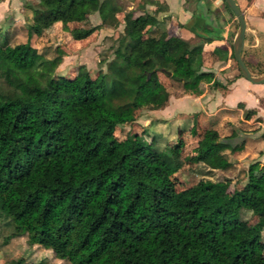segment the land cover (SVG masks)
<instances>
[{"label":"trees","instance_id":"obj_1","mask_svg":"<svg viewBox=\"0 0 264 264\" xmlns=\"http://www.w3.org/2000/svg\"><path fill=\"white\" fill-rule=\"evenodd\" d=\"M37 1L41 6L25 2L36 33L47 22L79 24L91 13L84 0ZM134 1L142 14L128 29L139 33L158 22L159 8ZM106 5L101 0L103 20ZM92 30L71 32L83 39ZM131 40L95 76H57L61 52L48 58L29 39L12 44L0 29L1 244L24 238L58 264H264V181L247 180L229 192V179L200 178L177 191L170 178L183 161L231 167L227 151L244 152L229 141L233 132L225 137L213 126L202 132L193 126L190 155L181 142L158 150L137 133L116 138L115 129L133 122L137 111L168 103L159 73L185 87L204 74L201 45L190 47L166 29ZM242 210L255 216L254 224L241 221ZM13 264L44 263L20 257Z\"/></svg>","mask_w":264,"mask_h":264},{"label":"rangeland","instance_id":"obj_2","mask_svg":"<svg viewBox=\"0 0 264 264\" xmlns=\"http://www.w3.org/2000/svg\"><path fill=\"white\" fill-rule=\"evenodd\" d=\"M26 1H30L35 6H41L37 0H0V29L6 32L12 44L29 39L30 43L48 58L61 52V62L56 68L57 76H73L82 71H88L95 76L104 66L102 61L109 59L119 45L124 48L123 46L132 43L131 38L136 35L152 38L158 30L156 26L147 24L139 33L129 31L128 26L131 20L142 14L134 0H106L105 20L102 19L99 11L101 0H84L85 5L91 10L86 21L79 24L50 21L42 26L40 33H36L33 29H29V26L33 24V13L30 8L25 7ZM245 2L248 6H246L245 14L249 26L258 39L253 48L249 47L247 57L254 62V73L263 75L264 0H262L263 4L258 6H250L252 4L250 0ZM157 26L164 27L161 23ZM75 27L93 28V30L87 37L77 39L71 32ZM124 50L127 49L124 48ZM251 52L252 54L249 55ZM159 78L175 98L184 95H191V97H185L181 100L182 102L175 103L173 107L164 108V106L162 111L142 108L137 111L133 122L125 123L115 129L114 134L118 140L137 133L147 143H153L158 150L168 149L181 142L183 155H190L195 141V137L192 136L193 126H196L198 132L213 126L220 129L225 137L233 132L234 135L229 141L232 144H245L246 151L239 154L227 151L228 158L235 159V162L226 170H212L200 163L183 161L170 174L175 189L179 191L200 178L213 181L229 179L230 184L227 187L229 192L239 183L247 180L255 183L264 181V145L260 143L261 137L258 132L262 127L257 123L261 118L255 119L253 115L249 117L245 114L247 110L242 102L235 103L234 110L226 111L223 115L208 114L206 116L203 108L207 106V103L208 112L215 110L219 104L212 97L218 93L214 91L216 87L204 84L185 87L182 82L164 73H159ZM217 90L223 91L220 88ZM230 96L225 99L226 101L224 100L225 104H232L234 98L243 100L244 90H236ZM260 102L264 105V97ZM240 218L248 225L256 221L255 216L248 210H242ZM261 241L263 244L259 252L264 256V230ZM1 242L0 234V264H13V261L20 257L29 263L41 260L44 264H58L49 251L38 247L28 248L24 238L11 239L5 245Z\"/></svg>","mask_w":264,"mask_h":264},{"label":"crops","instance_id":"obj_3","mask_svg":"<svg viewBox=\"0 0 264 264\" xmlns=\"http://www.w3.org/2000/svg\"><path fill=\"white\" fill-rule=\"evenodd\" d=\"M250 1L252 3L250 6H258L262 3V0ZM141 2L145 7L159 8L157 14L158 22L154 25L156 29H166L169 33L183 39L190 47L202 46L201 71L204 74H202L194 87L202 84L212 86L214 83H218L216 88L223 90L222 92L217 89L214 90L218 93L212 97L219 104L215 110L212 112L209 110L208 112L207 109L209 107H207V103V106L204 107L205 109L203 108L206 116L208 114L223 115L226 111L234 110L235 103L242 102L245 110H250L251 112L248 114L249 117L253 115L255 119L261 118L257 122L262 127L258 131L261 137V134L264 132V105L260 101L264 97V84H252L242 76L237 75L234 63L235 59L232 57L233 41L237 29L234 18L224 8L222 0H141ZM237 2L243 9L242 12L246 21V35L242 56L251 73L258 75L254 73V62H251L247 57L249 47L253 48L255 46L254 43H257L258 39L249 26V21L245 14L247 6L245 0H237ZM159 23L163 24L164 27L158 28L157 24ZM251 54L252 52L249 53V55ZM187 65L188 62L186 60L181 63V66ZM239 89L244 90L246 98H242L243 100L234 98L232 104H225V99L230 98L232 92H236ZM188 96L191 97V95H184L175 98L171 93L168 100L169 104L167 103L163 107H173L175 103L182 102L181 100ZM159 110L162 111V107ZM260 143L264 145L262 139ZM243 146L244 151H246L245 144Z\"/></svg>","mask_w":264,"mask_h":264},{"label":"water","instance_id":"obj_4","mask_svg":"<svg viewBox=\"0 0 264 264\" xmlns=\"http://www.w3.org/2000/svg\"><path fill=\"white\" fill-rule=\"evenodd\" d=\"M228 7L233 12L235 19L238 22L237 33L233 41V55L237 63L238 69L243 78L249 81L252 84H264V74L263 75H253L246 65L243 56L242 50L245 42L246 35V21L243 15V12L236 4L235 0H225ZM169 75V72H167Z\"/></svg>","mask_w":264,"mask_h":264}]
</instances>
